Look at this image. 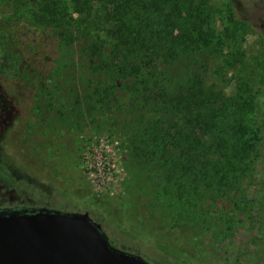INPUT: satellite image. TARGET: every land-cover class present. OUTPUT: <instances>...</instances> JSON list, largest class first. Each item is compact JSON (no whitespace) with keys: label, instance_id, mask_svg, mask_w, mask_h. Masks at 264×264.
<instances>
[{"label":"rangeland","instance_id":"374dc122","mask_svg":"<svg viewBox=\"0 0 264 264\" xmlns=\"http://www.w3.org/2000/svg\"><path fill=\"white\" fill-rule=\"evenodd\" d=\"M94 1L91 15L81 19L89 34L87 41L109 36L118 22L108 16L113 11L111 4ZM136 1L126 16L130 25L149 31L163 28L173 14L175 36L188 31L195 39L201 26L215 28L221 36L209 46L193 43L192 50L161 67L160 78L174 89L194 76L196 87L202 86L211 97L209 110L226 104L236 120L260 126L262 139L252 155L253 174L240 177L253 185L251 191L237 193L240 207L228 204L227 196L219 199L214 186L202 188L188 203L178 193L160 191L161 182L157 185L144 176L143 134L136 128L147 121L131 103L129 90L119 88L108 97L96 92L100 77L90 67L91 60L83 56L81 43L61 50V59L54 62L59 72L53 71L55 78L48 80L53 106L47 105L49 99H39L37 88L28 87L14 71L0 75L4 87L0 86V178L27 187L41 178L47 191L60 195L61 204L92 196L94 216L114 238L116 248L139 250L152 258H175L185 264H264V38L258 33V26H264V0H156L157 6L152 5L155 0ZM9 11L7 3L0 1V15ZM231 12L233 18H229ZM248 14L257 21H250ZM21 27L29 28L28 24ZM7 94L24 111L17 115L19 126L3 125L11 116ZM251 94L254 100L249 112L234 106ZM218 136L211 131L207 145L217 144ZM101 138L109 143L107 158L120 172L117 189H99L86 168V155H93L90 148ZM170 151L177 156L180 148L171 145ZM212 151L218 169L235 166L230 154ZM175 168L176 174L183 172L182 179H193L190 170L180 165ZM45 195L42 192L39 197ZM185 205L194 214L185 220L176 218ZM52 207L72 210L58 204ZM79 207L73 210L83 212V206Z\"/></svg>","mask_w":264,"mask_h":264},{"label":"trees","instance_id":"16d2710c","mask_svg":"<svg viewBox=\"0 0 264 264\" xmlns=\"http://www.w3.org/2000/svg\"><path fill=\"white\" fill-rule=\"evenodd\" d=\"M0 1L10 7L8 13L0 15V73L14 71L28 87L37 88L39 99H49L47 105L53 106L48 80L55 78L53 71L59 72V65L55 66L54 62L61 59V50L81 43L83 56L91 60L90 67L100 77L96 92L108 97L119 88L129 90L131 103L147 121L136 128L143 134L144 146L140 149L148 174L144 176L157 185L161 182L160 191L174 196L178 193L188 203H192L193 194L196 196L202 188L214 186L219 199L227 196L228 204L236 209L240 207L237 193L249 192L253 185L240 177L253 174L252 155L258 152L257 144L262 139L260 126L249 120H236L226 104L209 110L211 97L202 86L196 87L194 76L174 89L167 88L160 78L164 72L161 67L171 64L180 53L192 50L193 43L209 46L215 38H221L215 28L206 30L201 26L195 39L194 33L188 31L175 36L173 14H170L163 28L149 31L141 25H130L126 19L136 0H105L106 6H113L108 16L118 22L109 36L87 41L89 34L81 19L84 14L91 15L94 0ZM152 5L157 6L158 2L155 0ZM228 15L233 18L234 12ZM248 15L250 21H257ZM22 24H28L29 28L24 29ZM258 33L264 38V26H258ZM253 98L252 94L243 97L234 106L249 112ZM211 131L219 133L215 145H207ZM171 145L180 148L179 155H171ZM214 148L222 156L230 154L235 166L218 169L213 159ZM179 165L190 170L193 179H182L183 172L176 174L175 167ZM160 191L157 196L161 195ZM177 213L176 218L182 220L194 214L186 205Z\"/></svg>","mask_w":264,"mask_h":264},{"label":"water","instance_id":"95a60500","mask_svg":"<svg viewBox=\"0 0 264 264\" xmlns=\"http://www.w3.org/2000/svg\"><path fill=\"white\" fill-rule=\"evenodd\" d=\"M0 264H151L112 245L89 211L0 212Z\"/></svg>","mask_w":264,"mask_h":264},{"label":"flooded vegetation","instance_id":"af4514ba","mask_svg":"<svg viewBox=\"0 0 264 264\" xmlns=\"http://www.w3.org/2000/svg\"><path fill=\"white\" fill-rule=\"evenodd\" d=\"M2 75V73H0ZM0 86L1 80H0ZM4 89V87L2 86ZM5 97H8L9 99V104L10 108L8 113L11 114L10 117L7 119H4L5 121L3 122V125H12L16 126L18 122L16 121L17 115L23 114L24 111L20 110L19 108H16L15 103H14V97L11 96L10 94L5 95ZM13 108V109H12ZM29 122L26 121L25 124H28ZM19 126V124H18ZM79 162H76V166L78 167ZM57 176V175H56ZM41 178L35 179L34 183L30 185V187H27L25 185H22L18 181L15 182H8V181H3L0 178V212H16V211H23V210H35V209H40V208H48L52 210H61V211H69L73 213H82L79 210H73L80 208L79 204H81L84 208V211H89L91 217L99 224L102 225V228L105 231L104 224L97 220L95 218V213H94V206H93V197L90 196L89 198L84 197V196H79L75 200H72V204H68L65 202V204H61V200L59 198V194L56 193L55 191H47L45 188L46 182L41 181ZM59 186V184H57ZM46 194L45 198H40L39 194L42 193ZM59 205L60 207H65V206H70L72 207V210H67L65 208L58 209V208H53L52 206L55 207V205ZM250 210V209H249ZM106 232V231H105ZM107 233V232H106ZM108 237L111 240H114L113 237H111L107 233ZM113 245V244H112ZM122 250L126 251H131L134 253L141 254L145 260H150L148 261L151 264H185L184 262H181L180 260H176L175 258H152L150 255H146L144 253H141L139 250H133V249H126V248H120ZM146 257V258H145Z\"/></svg>","mask_w":264,"mask_h":264},{"label":"built area","instance_id":"2783aa9c","mask_svg":"<svg viewBox=\"0 0 264 264\" xmlns=\"http://www.w3.org/2000/svg\"><path fill=\"white\" fill-rule=\"evenodd\" d=\"M109 150V143L105 138H101L90 148L93 155H86L87 171L99 189H117L121 181L120 172L115 168L116 164L110 162L111 158H107Z\"/></svg>","mask_w":264,"mask_h":264}]
</instances>
